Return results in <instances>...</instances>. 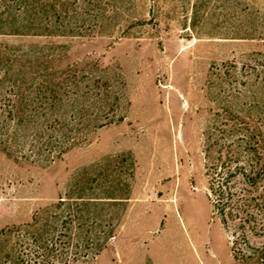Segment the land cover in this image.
I'll list each match as a JSON object with an SVG mask.
<instances>
[{
    "label": "rangeland",
    "instance_id": "1",
    "mask_svg": "<svg viewBox=\"0 0 264 264\" xmlns=\"http://www.w3.org/2000/svg\"><path fill=\"white\" fill-rule=\"evenodd\" d=\"M32 17L0 34L5 259L62 229L82 192L103 204L96 233L115 236L76 264H236L205 134L264 120V0H45L18 23ZM84 112L114 118L84 128Z\"/></svg>",
    "mask_w": 264,
    "mask_h": 264
},
{
    "label": "trees",
    "instance_id": "2",
    "mask_svg": "<svg viewBox=\"0 0 264 264\" xmlns=\"http://www.w3.org/2000/svg\"><path fill=\"white\" fill-rule=\"evenodd\" d=\"M44 2L0 0V25L8 23V29L0 27V34H23L20 28L28 32L36 28L33 17L20 23L18 17L26 16ZM43 28L50 29L48 26ZM92 104L94 106H86V112L94 107L96 110L97 105ZM113 118L108 115L98 118L84 112L81 125L94 129L102 126L103 121L111 123ZM5 120L6 111L0 103V143L4 137ZM121 120L118 117V121ZM58 150L55 151L56 157L66 152L67 147ZM204 156L207 196L213 215L232 238L234 262L264 264V120H258L251 129L245 122L209 127L205 134ZM82 194L75 199L74 207L65 204L69 211L61 223L62 229L53 227L48 237L33 233L25 235L18 243V264H76L104 250L107 242L115 236L114 229L109 234L96 233L97 217L91 210L103 204L96 198L84 199ZM59 202L58 206H61L64 201ZM3 233L1 230L0 237ZM255 239L259 241L258 246H254ZM0 264H11L3 256L1 244Z\"/></svg>",
    "mask_w": 264,
    "mask_h": 264
}]
</instances>
